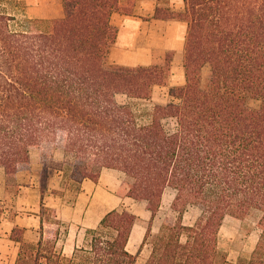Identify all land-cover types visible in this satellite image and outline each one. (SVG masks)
<instances>
[{"label":"trees","instance_id":"trees-1","mask_svg":"<svg viewBox=\"0 0 264 264\" xmlns=\"http://www.w3.org/2000/svg\"><path fill=\"white\" fill-rule=\"evenodd\" d=\"M16 2L0 0V166L10 183L38 148L42 198L38 241L13 228L21 241L14 264H64L56 240L67 225L43 201L48 178L68 170L76 194L103 167L121 170L119 193L144 201L151 212L139 248L151 235L146 264H227L219 246L223 219L254 209L260 231L244 264H264V0H183L180 11L156 5L154 17L186 22L185 80L169 87L172 100L154 105L147 122L116 95L149 98L166 83L173 51L163 63L108 60L118 33L112 14H132L136 0H61L62 16L49 20H19ZM250 98L260 104L251 106ZM58 147L62 161L53 157ZM167 186L175 190L176 216L152 233ZM194 204L201 212L187 224L184 213ZM135 220L125 207L107 211L86 231L81 264H134L139 250L126 245Z\"/></svg>","mask_w":264,"mask_h":264},{"label":"crops","instance_id":"crops-1","mask_svg":"<svg viewBox=\"0 0 264 264\" xmlns=\"http://www.w3.org/2000/svg\"><path fill=\"white\" fill-rule=\"evenodd\" d=\"M54 1L55 4H48L43 0H27L26 11L35 17L58 18L63 14L62 4L59 0ZM156 5V0H136L132 14H112L111 21L117 26L118 33L109 53V62L124 65L157 63L161 54L169 50L174 53L173 63L182 62L186 22L154 17ZM137 38H142L139 46ZM182 70L184 72L183 64ZM54 156L62 161L65 153L55 150ZM41 167L38 149L30 150V167L18 170L10 183L5 169L0 166V264H14L18 256L21 241L13 237L14 227L22 229V237L27 241L36 242L40 238ZM62 178V170L57 169L49 176L43 201L55 209L57 217L67 225V231L56 240V249L66 260H71V264H81L83 257L78 253L89 245L86 231L96 228L107 211L122 207L136 214L126 248L131 253L138 252L151 212L145 202H141L139 206L144 210L136 213L131 201L133 198L119 193L124 178L121 170L103 167L97 181L84 178L72 200L66 197V192L63 195L58 192L62 188ZM145 246L146 243L139 250L134 264L147 263L151 247ZM77 256L79 261H74Z\"/></svg>","mask_w":264,"mask_h":264},{"label":"rangeland","instance_id":"rangeland-1","mask_svg":"<svg viewBox=\"0 0 264 264\" xmlns=\"http://www.w3.org/2000/svg\"><path fill=\"white\" fill-rule=\"evenodd\" d=\"M46 1L48 4L51 2L52 4H55L54 0H43L44 3ZM59 1L61 3V0ZM156 4L161 8L170 7L175 11H180L183 8V0H156ZM26 6H27V0L26 2L25 0H17L16 4L12 6L13 7L12 10L16 13L19 20L40 18V17H35L31 13L27 12ZM43 19L49 20V18H43ZM141 44H142V38H137V46ZM167 52L168 51H165L161 54L160 61L157 63H163L165 54ZM173 58H174V53H173ZM182 64H183V59L182 62L179 61L178 63H173L172 60L171 73L166 83L155 85L152 94L149 98H137V97L130 98L124 93H118L116 95L117 100L120 103L130 102L139 122H147L150 118V113L154 105L166 104L172 100V96L169 93V87L171 85L184 83L185 80V77L183 75L184 72L183 70L181 72ZM209 73H210V66L206 64L202 68L203 84L206 82ZM248 102L251 106L254 107L260 104V100L255 98H250ZM164 123L166 127L169 130H171L175 126V119L171 117L166 118L164 119ZM32 149H38V148L33 147ZM55 150H59L64 153L63 149L60 147H58ZM53 157L55 159L54 155ZM41 164H42V159H41ZM62 174H63L62 188L59 189L58 192H66V197L72 200L73 196L75 195V187L77 184L76 182H73V180L69 178L68 170L64 172V170L62 169ZM64 183H68V184H66L65 186ZM69 184L71 185V187L68 186ZM124 190L125 189L122 188V191ZM174 196H175V190L171 186H167L163 193L161 206L156 213V217L152 225V233H156L158 231L163 221H167V220L171 221V219L175 218L176 212L171 207V203ZM131 201L134 204V209L136 213L140 214V212H143L144 209L139 205H141L140 204L141 202L144 203V201L136 200V199L134 200V198ZM200 212H201V207L199 205H195V204L189 205L184 213L183 221L185 223L194 221L197 217V214L199 215ZM259 217H260V211L256 209L251 210L248 214L241 217L230 214L224 217L221 227L219 229V246L227 253V261H228L227 264H244V261L249 257V254L253 250L259 236L260 229L257 224ZM151 241H152V236L150 235L145 242L146 243L145 248L152 246ZM78 254L83 255L82 252ZM78 256L76 258L77 260L75 259L74 261H79ZM64 264H71V260L70 261L64 260ZM76 264H79V262H77Z\"/></svg>","mask_w":264,"mask_h":264},{"label":"bare ground","instance_id":"bare-ground-1","mask_svg":"<svg viewBox=\"0 0 264 264\" xmlns=\"http://www.w3.org/2000/svg\"><path fill=\"white\" fill-rule=\"evenodd\" d=\"M43 10V9H42ZM48 11V10H47Z\"/></svg>","mask_w":264,"mask_h":264}]
</instances>
